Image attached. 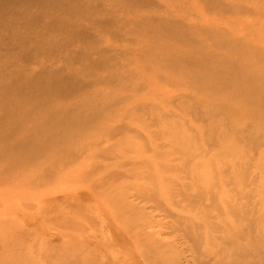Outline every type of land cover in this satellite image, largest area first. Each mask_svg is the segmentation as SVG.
<instances>
[{
  "label": "rangeland",
  "instance_id": "1",
  "mask_svg": "<svg viewBox=\"0 0 264 264\" xmlns=\"http://www.w3.org/2000/svg\"><path fill=\"white\" fill-rule=\"evenodd\" d=\"M58 1L59 4L46 14L52 17L49 19L52 22L44 31L48 48L57 56L51 62L60 72L53 80L45 79L37 87H23L18 98L24 95L32 105L59 99L69 109H78L83 103L95 104L90 105V109L98 112L104 111L106 98L117 102L120 95H130L132 99L122 105L125 109L122 115L110 122L103 119L94 124L88 118H80L77 124L91 126L90 131L86 136L79 132L69 140L59 141L66 143L65 148L49 155L57 165L48 174L44 166H0V264H147L142 255L145 247L126 229L128 220L117 216L111 201L116 195L125 193L130 196V202L144 205L151 212L156 220L157 235L175 247L182 261H190L194 253L186 248L184 240L192 244L196 238L193 232L188 233L184 223L172 222L165 203L164 207H158L136 197L134 187L156 188L163 195L170 193L176 203L183 201L181 188L167 180L189 182L190 176L166 169L170 163L184 160L192 165L196 159L189 152L182 153L178 146L183 139L175 136L183 131L197 138L198 145L194 147H199L203 154L206 152L211 162L220 154L243 164L244 155L235 157L233 151L237 148L246 151L250 145L238 144L231 137L223 139L218 148L207 144L198 135L201 128L186 106L199 112L206 107L212 108L211 113L216 116L224 113L218 109L220 104L227 108L239 106L238 102L226 100L223 94L203 91L212 87L209 85L212 81L231 82L232 78L227 76H231L233 64L247 65L245 73L264 64V0H221L244 8L234 13L220 11L215 0H151L149 7L143 6L145 2L133 0ZM72 7L77 9L74 15L70 14L71 18L68 17L72 21L60 29L59 22L54 20L68 16ZM147 14L157 20H146ZM102 17L115 24L89 26L90 35L106 40L105 46L111 48L113 54L110 57L128 64L131 70L126 75L135 76L136 81L127 79L119 87L85 81L75 84L77 78L86 80L94 68L74 62L73 58L66 60V54L57 48V43L63 40L74 47L84 45L90 40L64 38L65 34L72 29L83 30L88 24L81 20ZM115 50L122 51L123 55L117 56ZM161 51L173 58L175 66H160L157 55ZM103 74L109 72L99 70L93 77L101 79ZM144 106L149 110L140 115L128 111ZM117 109L111 108L114 112ZM160 114L171 120L155 119ZM226 118L236 125L250 123L240 116ZM64 123L57 121L53 125ZM106 123L113 129L126 127L130 132L109 136L103 131ZM220 124L222 122H217L212 127L216 135L221 134ZM30 125L33 126V122ZM205 129L210 130L209 126ZM168 133L173 136L166 137ZM105 149L109 150L106 157ZM67 154L78 158L66 163L60 160ZM253 164L250 161L248 166H255ZM106 172H116L120 177L105 179ZM252 173L256 177L260 175L253 169ZM213 177L216 178L215 174ZM188 202L184 198V203ZM95 223H101L103 230L92 232Z\"/></svg>",
  "mask_w": 264,
  "mask_h": 264
},
{
  "label": "bare ground",
  "instance_id": "2",
  "mask_svg": "<svg viewBox=\"0 0 264 264\" xmlns=\"http://www.w3.org/2000/svg\"><path fill=\"white\" fill-rule=\"evenodd\" d=\"M133 1L145 2L147 4L143 3L145 7H149L152 2L151 0ZM215 1L216 7L224 13H234L238 9H240L239 11L244 9L226 4L221 0ZM58 4V0H0V166L20 164L44 166L45 168H43L48 174L57 165L53 163L54 160L49 155L65 148L66 143L59 141L69 140L75 134L80 133L86 136L90 131L91 126L77 124L80 118H88L94 124L103 119L110 122L115 117L122 115L125 110L122 105L132 99L130 95H120L117 102L106 98L103 100L104 111L98 112L91 111V104L86 103V105L83 103L78 109H69L59 99L32 105L28 97L21 95L18 98L17 94L23 87H37L45 79L53 80L60 72L56 64L51 62L57 56L48 48L49 41H45L47 32L44 31V28H48L52 22L50 21L52 17L48 18L46 14H49L50 9ZM105 9L109 10L110 8ZM75 11H77L76 7H72L68 16L54 20L59 22L60 29L67 27L68 21H72L69 20L70 14L74 15ZM150 15L147 14L144 18L157 20ZM74 22L73 20L72 23ZM81 22L88 25L84 26L83 30H70L64 38L88 39L90 41L80 47H74L60 40L57 43V48L66 54L64 55L66 60L73 58L74 62L78 61L94 68L95 73L102 70L109 74L105 76L103 74L101 79H94L93 72L88 75L86 80L77 78L75 84L80 85L85 81L88 84L119 87L124 85L127 79L136 81L135 76L128 77L126 75L131 70L128 68V64L113 60L114 56L110 57L113 54L111 48L105 46L107 41L90 35L89 26L110 27L115 22L103 17L97 20H81ZM74 25L77 24L74 23ZM115 52H117V56L123 55L122 51L115 50ZM157 57L160 66H164V68L176 64L173 62V58L163 51ZM246 70L247 65L233 64L231 76H227L232 78L231 82L212 81L209 83L212 87L207 89L208 91H203L206 94H223L226 100L238 102L237 108H227L220 104L218 109L223 110L224 113L216 116L211 113L212 108L206 107L199 112L194 107L186 106L194 114L196 122L201 128L198 135L207 144L218 148L222 146L223 139L231 137L238 144L250 145L246 151L241 148L233 151L235 157L241 153L244 155L243 164L234 160L230 161L219 156L220 154H217L215 162H211L212 158L207 157L206 152L203 154L199 147H194L198 145L194 135L185 131L180 134L177 132L178 135L176 134L175 137L183 139V143L178 145L182 153L189 152L196 158L192 165L187 161L180 160L166 166L167 171H182L190 176L189 182H180V179L167 180L181 188L183 201L176 203L170 193L163 195L156 188H146L142 185L134 187L136 197L158 207H164L165 203L164 208L167 214L173 218L172 222L175 224L184 223L186 231L193 232L196 238L192 244L184 240L186 248L194 253L190 261L187 259L182 261L175 247L157 235L156 220L152 218L151 212L144 205L130 202L128 200L130 196L128 197L127 193L112 198L111 201L118 212L117 216L128 220L126 229L134 234V239L138 244L145 247L142 255L147 264H264V64L254 67L250 73H245ZM12 80H16L15 83ZM91 106H95V104ZM114 107H118L115 112L118 111L119 114H115L111 110ZM38 109L44 111L41 113ZM148 110L149 108L144 106L133 107L128 111L140 115ZM227 116L247 118L250 123L236 125V123L227 120ZM155 119L164 122L171 120L164 114H160ZM57 121L65 123L61 126L58 125L59 127L53 125ZM30 122H33L34 125H30ZM217 122H222L219 135H216L215 129L212 128ZM152 124H155L154 121ZM147 125L149 124L147 123ZM206 126H209L210 130L205 129ZM154 129L152 128V130ZM103 131L109 136L130 132L126 127L113 129L108 123L104 125ZM165 136L173 135L168 133ZM121 140L123 139L121 138ZM123 148L125 150V147ZM105 151L104 156L106 157L109 150L105 149ZM77 158V155L67 154L60 160L66 163ZM111 159L113 161L114 158ZM250 161H253L255 166H248ZM252 169L260 175L254 176ZM214 174L216 178L213 177ZM104 175L105 179L120 177V174L116 172H106ZM184 198H187L189 202L184 203ZM162 219L164 220V218ZM212 219L216 222L213 223ZM194 226L196 227L194 228ZM103 228L101 223H95L91 230L95 232L103 230Z\"/></svg>",
  "mask_w": 264,
  "mask_h": 264
}]
</instances>
